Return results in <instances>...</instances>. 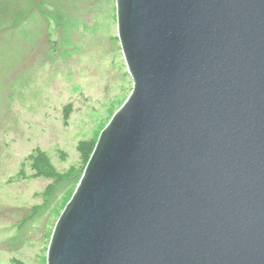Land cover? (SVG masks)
Returning a JSON list of instances; mask_svg holds the SVG:
<instances>
[{"label":"water","instance_id":"obj_1","mask_svg":"<svg viewBox=\"0 0 264 264\" xmlns=\"http://www.w3.org/2000/svg\"><path fill=\"white\" fill-rule=\"evenodd\" d=\"M131 92L46 264H264V0H115Z\"/></svg>","mask_w":264,"mask_h":264},{"label":"rangeland","instance_id":"obj_2","mask_svg":"<svg viewBox=\"0 0 264 264\" xmlns=\"http://www.w3.org/2000/svg\"><path fill=\"white\" fill-rule=\"evenodd\" d=\"M19 1L0 4L12 7ZM55 1L76 8L75 0ZM85 1L82 7L90 2ZM89 5L65 21L57 50L48 44V24L40 16L28 40L6 38L0 30V264H14L12 259L47 263L55 222L77 185L64 183L45 205L41 195L49 180L13 179L25 158L40 147L58 168L78 167V142L99 136L131 92L133 81L117 36L116 1ZM57 27L54 19L52 28ZM36 204L45 206L20 229Z\"/></svg>","mask_w":264,"mask_h":264},{"label":"trees","instance_id":"obj_3","mask_svg":"<svg viewBox=\"0 0 264 264\" xmlns=\"http://www.w3.org/2000/svg\"><path fill=\"white\" fill-rule=\"evenodd\" d=\"M35 1V2H34ZM90 2L92 0H89ZM34 2V4H33ZM76 8L69 10L61 4L56 3L55 0L49 3L47 0H20L17 3H13L12 7H8V5L0 4V30L3 29V34L6 35V38H10L12 40H28L31 33L34 32L32 25L38 23L37 21L39 16L41 19L45 20L48 24L47 28V40L50 47L54 50H57L62 43V29L65 21L68 20L71 15H76L78 11L88 9L87 6H90V2L86 4L85 7L81 5L86 3L85 0H75ZM8 3V1H7ZM95 3H93L94 5ZM58 23L57 30L52 28L53 22ZM7 26H2L5 22ZM10 21L12 23H10ZM35 29V28H34ZM65 118L66 120L69 118L71 114V106L68 105L65 107ZM99 136L89 138V139H81L78 142L77 150L80 154V163L78 167L71 166L67 170L60 169L56 166L53 161L52 156L45 150L40 147H36L23 161L21 170L18 174L13 178L15 180H23V179H33V178H44L49 180V184L44 189L42 193V200L46 205L49 201L52 200L54 193L57 188L63 185L64 183L75 182V184L79 183V180L83 174L85 166L95 148L97 139ZM61 158L66 160V153L61 152ZM69 200V199H68ZM68 202V201H67ZM66 202V203H67ZM45 205H33L30 208V214L26 216L21 226L34 216L38 215ZM12 263L14 264H25L18 259H12Z\"/></svg>","mask_w":264,"mask_h":264}]
</instances>
